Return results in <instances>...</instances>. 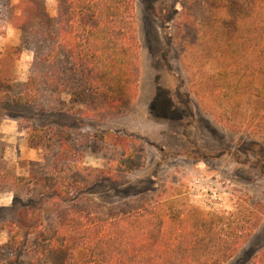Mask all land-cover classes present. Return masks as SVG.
<instances>
[{
	"label": "rangeland",
	"instance_id": "1",
	"mask_svg": "<svg viewBox=\"0 0 264 264\" xmlns=\"http://www.w3.org/2000/svg\"><path fill=\"white\" fill-rule=\"evenodd\" d=\"M223 1L114 0L120 18L134 23L139 78L113 107L91 93L75 101L40 87L31 95L35 105L17 104L30 78L43 80L41 61L50 44L45 34L69 15L79 20L81 0H68L73 5L60 18L56 0H0V175L7 173L0 179V264H27L34 234L53 228L57 208L68 204L13 186V176L45 166V151L28 146L32 126L48 136L45 144H53L57 131L69 134L84 154V167L111 169L110 179L91 177L87 186L65 181L83 207L105 214L120 204L149 206L174 196L204 212L256 205L259 226L224 263L252 264L264 247V101L251 90L227 97L213 79L225 63L224 46L236 45L232 32L213 27ZM254 2L264 6V0ZM102 134H109L108 142L92 139ZM74 163L68 162L72 177L79 172ZM26 208L33 213L25 214L27 228L14 243L19 227L11 234L7 227Z\"/></svg>",
	"mask_w": 264,
	"mask_h": 264
},
{
	"label": "trees",
	"instance_id": "2",
	"mask_svg": "<svg viewBox=\"0 0 264 264\" xmlns=\"http://www.w3.org/2000/svg\"><path fill=\"white\" fill-rule=\"evenodd\" d=\"M56 2L59 18L73 5L68 0ZM78 10L79 20L69 15L57 22L55 32L45 34L50 44L41 61L45 63L43 80L38 84L30 78L24 92L14 99L17 104L35 105L31 95L40 87L55 96L68 93L75 101L91 93L117 107L135 89L139 68L132 18H120V5L114 0H81ZM75 21L79 30L73 32ZM213 27L222 34L232 32L236 39V45L224 46L225 63L213 77L217 88L227 97L251 90L264 101V6L254 0H225ZM28 133V146L45 151V166H32L26 177L13 176V186L26 187L45 202L68 204L57 208L53 228L34 234L32 259L27 264H224L261 222L262 212L256 205H236L227 213L204 212L179 196L149 206L124 203L105 214L83 207L65 181L87 186L91 177L110 179L111 169L84 167V154L63 131L53 134V144H45L48 136L41 129L32 126ZM108 135L92 139L108 142ZM70 161L75 162L72 169L79 170L75 177L70 174ZM6 176L2 171L0 179ZM29 211L33 213L31 208L22 210L16 225L7 227L10 234L13 226L19 227L11 235L14 243H21L19 233L27 228ZM37 218L41 222V212ZM252 264H264V247Z\"/></svg>",
	"mask_w": 264,
	"mask_h": 264
}]
</instances>
